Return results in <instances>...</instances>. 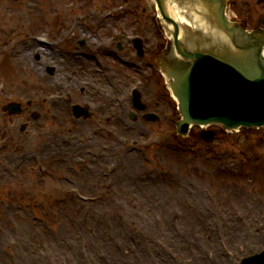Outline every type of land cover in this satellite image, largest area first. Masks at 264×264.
<instances>
[{"label": "rangeland", "instance_id": "1", "mask_svg": "<svg viewBox=\"0 0 264 264\" xmlns=\"http://www.w3.org/2000/svg\"><path fill=\"white\" fill-rule=\"evenodd\" d=\"M70 1L76 3L75 8L68 9ZM250 2L253 0L233 1L230 14L238 19L247 18L248 27L252 28L264 14V2L254 6L252 11L248 8ZM129 3H124L123 0H0V90L3 88V93H0V140L4 136L3 127L9 128L11 140L8 150H17L14 154H9L6 150L0 158V246H3L0 248V264H24L25 256L20 254V248L15 249L18 246L4 245L7 238H21L30 248H33L35 240V258L50 264H80L84 259L90 258L99 264H118L121 262L116 257L119 249L135 254L140 248L145 249L147 264H153L152 245L157 243L159 237H163L162 232L174 233L177 230L165 223L162 228L154 227V232H149L148 228L152 223L158 224L156 211L160 210L165 215L167 210L170 215L173 210L170 206L165 209L161 203L157 204L163 201L159 197L160 193L153 198L152 204L143 202V188L153 183L166 197L170 194L183 195L180 196L183 199L179 200V205L173 208L188 212L196 219V212L199 210L207 212L206 216H200L201 224H195L187 214L179 217L177 223L185 232L184 236L189 239L197 234L203 235V239L209 236L214 238L211 248L196 252L204 255V258L201 261L196 259L193 264H204L202 261H206L209 251L215 254L214 263L230 264V258L222 257L220 261L219 255L220 252L223 255L226 253V243L230 244L231 240L234 245L240 246L247 230L251 231L241 230V220L247 221L252 227L259 223L264 209V166L256 168L259 166L244 162L240 156L236 157L233 150L225 151L222 158L216 157V148H212V145H209L210 149L203 148L200 152L196 147L189 146L183 150L178 149L180 136L174 131L170 120L146 122L141 114L135 121L128 115L116 119L119 115L114 104H105L104 112L97 109V102H109L100 91L79 90L80 80L95 74L91 58L89 66L81 67L87 58L78 56L77 50L88 51V48L80 46V40L85 39L89 46L97 48V45L111 41L107 35H111L112 30H117L119 24L147 30L154 41L160 40L159 36L163 37L156 22L153 2L131 0ZM111 12L112 16L104 21L103 14ZM57 13L61 15L58 18L55 16ZM97 20H103L104 23L99 24ZM49 31L58 35L50 38L53 43L56 42V47L51 50L60 54L62 62L52 63L54 66L47 67L40 55L36 52L29 53L27 48L30 40H37L35 35ZM95 32H104L106 35L103 33L105 37L88 38V35ZM122 44L127 49L120 54L131 57L134 55L137 59L133 52H129L132 47L124 41ZM115 45L110 50L100 46V50L97 49L100 51L97 53L98 58L106 61L109 56L117 53ZM77 58H82L83 61L78 62L75 60ZM69 61L72 63L69 64ZM61 66L59 75L56 70ZM46 67L55 69L53 75L46 72ZM132 70L134 69H130ZM120 71L121 62L120 70L115 63L114 74L119 75ZM155 71L152 83L144 91L149 93L151 90L152 96L149 94L147 97L149 104L154 106L153 101L159 96L162 109L158 108V111L173 110L179 118L177 104L166 87L165 79L158 70ZM63 73L67 75L64 76ZM120 77L124 81L122 88L117 93L112 91L114 94H121L131 83L122 73ZM54 79L65 82L74 79L73 82H78L76 87L73 82L72 85L66 83L67 88L74 90L73 95L55 104L35 105L33 109L42 116L39 120L26 114L22 118L11 117V125L6 123L7 116L2 113L1 108L7 97H34L35 89H42L44 93L56 91ZM101 81L105 83L104 79ZM88 94L91 95L86 99ZM84 100H90V107L95 108L98 114L87 120L71 118V104ZM61 106H65V113H62V108L54 109ZM112 111L115 115L106 123L103 113L109 115ZM25 122L28 126L22 131L21 124ZM127 126L131 127L129 132L125 129ZM63 134H70L72 138L67 141ZM123 134L128 135L127 142L115 148L117 153L108 151L104 156L102 145L118 141L122 143ZM260 135H264V130L253 134L243 132L240 135H223L222 140L229 138L235 144L248 146L262 155L264 149L255 147L259 144L255 138ZM243 139L247 143L240 144ZM53 140L68 143L66 145L70 146L72 153L65 154L67 146L59 147L51 143ZM216 142L218 145L219 142ZM191 148L196 151L191 152ZM108 154L109 157L106 156ZM184 156H189L188 162ZM180 157L184 159L181 160ZM37 159L45 166L44 173H39L36 169ZM237 160L243 161L238 167L239 173H224L220 168ZM107 163L115 167L110 179L97 180ZM70 166H74V170H70ZM150 172L153 173L149 175ZM75 185L79 186L81 194L100 197L93 203H83L69 190ZM136 190L142 192L140 199L133 198ZM228 194L231 196L227 200L224 195ZM198 203V207L194 208ZM213 204H216L215 209L212 208ZM95 209L100 211L99 214L92 213ZM228 217H233L232 222L224 224L223 221ZM184 221L191 224L189 232L183 226ZM25 227L28 233L22 237ZM256 237L253 249L258 248L256 245L259 236ZM262 239L264 241V236ZM53 241L55 244H52ZM71 242L78 255L71 253ZM9 251L17 255L15 261L8 258ZM172 252H176V249ZM191 255L193 254L188 251L183 252L182 264ZM129 264H136L135 256H130Z\"/></svg>", "mask_w": 264, "mask_h": 264}, {"label": "water", "instance_id": "2", "mask_svg": "<svg viewBox=\"0 0 264 264\" xmlns=\"http://www.w3.org/2000/svg\"><path fill=\"white\" fill-rule=\"evenodd\" d=\"M157 1L160 6L165 5L166 2V0ZM213 1L223 3L222 0ZM161 9L164 18L170 20L164 7ZM220 16L222 17V12ZM220 16L218 17L224 22L219 23V27L227 34L232 46L237 50L186 53L177 42V53L184 57H186L184 54L189 55L190 60L168 61L163 66L169 75L175 77L173 87L181 101L186 121H189L187 109L192 105L189 99V85H191L189 81L192 77L198 95L212 96L211 104L217 106L216 110L223 109V112L227 113L233 109L240 120L262 124L264 123V31L247 33L227 23L225 18ZM174 26V35L177 36L178 26L176 23ZM245 96L249 103L243 102Z\"/></svg>", "mask_w": 264, "mask_h": 264}, {"label": "bare ground", "instance_id": "3", "mask_svg": "<svg viewBox=\"0 0 264 264\" xmlns=\"http://www.w3.org/2000/svg\"><path fill=\"white\" fill-rule=\"evenodd\" d=\"M30 45L28 46V52L29 53H35L38 52V54L40 53L41 56V61L43 60L45 62V65H48L52 60H56L58 61L59 58V53L58 52H53L48 50L46 47L43 49H40L37 43H35L33 40H30ZM56 145H58L59 147H63L66 144H63L61 142H55ZM126 155H124L125 157ZM101 179V178H100ZM127 186H129V184L127 183ZM143 202L147 203V204H152L153 203V197L158 193V189L156 188V186H147L145 187L143 190ZM142 192L140 190L134 191L133 194V198L136 199H140L142 196ZM183 196V195H180ZM171 201H173L171 198H166L163 201V204H169ZM197 213V219L195 217H192L191 214H189L188 212H186V214L189 216V218L195 223L197 224L198 222L201 223L202 218L200 216H206L207 212H204L202 210H199ZM194 214V213H192ZM179 222V219L177 218L176 221H173V224L171 221H169V218L165 219L164 224L166 223L167 225H175ZM187 226L188 231L191 229V224L187 221H184V223ZM203 224H205V222H203ZM207 225V224H206ZM242 226V225H241ZM24 229V233L22 234V236H27V228H23ZM52 244H55L54 241L52 242ZM201 243L198 244V246H200ZM93 246V245H92ZM203 246H205L203 244ZM2 248V247H1ZM2 249H0L1 251ZM70 251L71 253H77L78 255V251L76 250L75 246L73 245V243L71 242L70 245ZM119 251V252H118ZM118 254H117V258L119 260H121V262H119L118 264H129V260H130V256H135L136 257V264H147V258L145 257V249L144 248H140L138 249L137 253H132V252H128V251H122L118 250ZM6 256V254H4ZM72 257V256H71ZM13 261H15L17 259V256L14 255L11 257ZM164 259H167V254L164 253ZM26 264H50L49 262H45L43 260H39L38 257L35 258V254L31 253L28 254L27 256V261ZM88 264H99L98 262H96L95 260L91 259L88 260ZM177 264V263H176ZM178 264H181L178 262Z\"/></svg>", "mask_w": 264, "mask_h": 264}]
</instances>
